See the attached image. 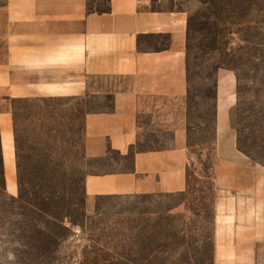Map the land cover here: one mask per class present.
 Listing matches in <instances>:
<instances>
[{"label":"rangeland","instance_id":"rangeland-1","mask_svg":"<svg viewBox=\"0 0 264 264\" xmlns=\"http://www.w3.org/2000/svg\"><path fill=\"white\" fill-rule=\"evenodd\" d=\"M89 6L103 9L106 0H90ZM152 8L187 15L186 189L87 203V174L131 164L116 152L91 158L83 151L85 114L108 109L110 99H16L18 187L15 194L4 188L0 157V264H214L221 192L215 142L205 141L215 138L219 84L230 99L228 121L239 151L264 169V0H152ZM165 42V36H150L142 46ZM171 141L170 132L145 129L136 147Z\"/></svg>","mask_w":264,"mask_h":264},{"label":"crops","instance_id":"crops-1","mask_svg":"<svg viewBox=\"0 0 264 264\" xmlns=\"http://www.w3.org/2000/svg\"><path fill=\"white\" fill-rule=\"evenodd\" d=\"M3 0L0 3V157L4 188L15 194L18 165L13 101L109 98L112 110L84 116L83 151L126 155L145 129L170 132L172 144L135 150L128 168L84 178L95 197L180 193L187 185V15L152 8V0ZM90 8V9H89ZM165 36L162 47L145 37ZM222 82V80L220 81ZM230 99L218 84L214 178V264H264V169L236 146ZM146 117V122L140 118Z\"/></svg>","mask_w":264,"mask_h":264},{"label":"trees","instance_id":"trees-1","mask_svg":"<svg viewBox=\"0 0 264 264\" xmlns=\"http://www.w3.org/2000/svg\"><path fill=\"white\" fill-rule=\"evenodd\" d=\"M107 1V0H106ZM90 9V8H89ZM97 11H99V12H101V10L102 9H96ZM186 76H187V93H186V103H187V112H188V100H189V94H190V92H189V79H188V66H187V55H186ZM109 111L110 110H112V108H109L108 109ZM188 132H189V127H188V113H187V147H189L190 145H189V137H188ZM205 142H209V143H214L215 142V138L214 139H206V141ZM137 145V144H136ZM136 145L135 146H132L131 148H130V150H129V153L128 154H126V155H120L118 152H116L120 157H122V158H129V157H132L133 156V154H134V152H135V150H140V148H137L136 147ZM236 146H237V149L238 150H240V151H242L241 149H240V146H239V142H238V138H237V140H236ZM108 154L109 153H111V152H115V151H113L112 149H110V148H108ZM244 152V151H243ZM1 176H2V173H1ZM2 179H3V177H2Z\"/></svg>","mask_w":264,"mask_h":264},{"label":"bare ground","instance_id":"bare-ground-1","mask_svg":"<svg viewBox=\"0 0 264 264\" xmlns=\"http://www.w3.org/2000/svg\"><path fill=\"white\" fill-rule=\"evenodd\" d=\"M221 84H222V82H221Z\"/></svg>","mask_w":264,"mask_h":264}]
</instances>
